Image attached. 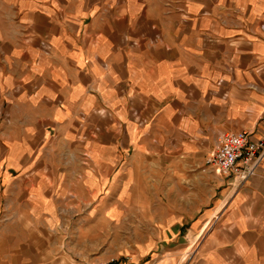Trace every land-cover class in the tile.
Segmentation results:
<instances>
[{"label":"crops","instance_id":"obj_1","mask_svg":"<svg viewBox=\"0 0 264 264\" xmlns=\"http://www.w3.org/2000/svg\"><path fill=\"white\" fill-rule=\"evenodd\" d=\"M239 132L264 0H0V264H264V156L206 166Z\"/></svg>","mask_w":264,"mask_h":264},{"label":"built area","instance_id":"obj_2","mask_svg":"<svg viewBox=\"0 0 264 264\" xmlns=\"http://www.w3.org/2000/svg\"><path fill=\"white\" fill-rule=\"evenodd\" d=\"M263 156V140H252L245 132L229 133L218 139L213 153L206 160V166L216 168L235 190L256 174ZM114 262L111 259L96 264Z\"/></svg>","mask_w":264,"mask_h":264},{"label":"rangeland","instance_id":"obj_3","mask_svg":"<svg viewBox=\"0 0 264 264\" xmlns=\"http://www.w3.org/2000/svg\"><path fill=\"white\" fill-rule=\"evenodd\" d=\"M156 188H158V191H161L162 190V188H163V186L162 185H159V186H156ZM145 190H144V187L141 185V186H138V190H137V192H144ZM131 234H127V233H120L119 234V239H120V243L119 244H124V242L123 241H125L126 242V237H129ZM144 236H146V233H144L143 232V228H141V227H136V231H135V233H134V237H135V239H137V240H140V239H142ZM45 245L46 244H44V247H45ZM44 250H45V248H44ZM60 250V249H59ZM88 251H90V250H88ZM45 252V251H44ZM61 253H62V251H60ZM60 253V254H61ZM50 261H52V259H48V258H45V256H44V258H42V259H40V262L38 263V264H49V262Z\"/></svg>","mask_w":264,"mask_h":264}]
</instances>
